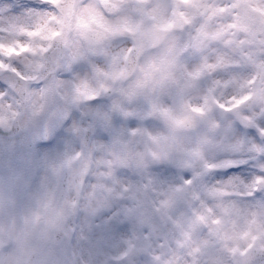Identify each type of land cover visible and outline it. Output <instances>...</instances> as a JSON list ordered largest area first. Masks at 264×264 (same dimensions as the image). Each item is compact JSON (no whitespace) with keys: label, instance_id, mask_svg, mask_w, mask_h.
<instances>
[{"label":"clouds","instance_id":"obj_1","mask_svg":"<svg viewBox=\"0 0 264 264\" xmlns=\"http://www.w3.org/2000/svg\"><path fill=\"white\" fill-rule=\"evenodd\" d=\"M0 264H264V0H0Z\"/></svg>","mask_w":264,"mask_h":264}]
</instances>
